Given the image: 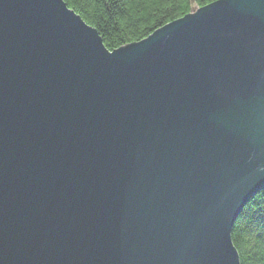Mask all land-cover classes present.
Instances as JSON below:
<instances>
[{"label": "water", "instance_id": "95a60500", "mask_svg": "<svg viewBox=\"0 0 264 264\" xmlns=\"http://www.w3.org/2000/svg\"><path fill=\"white\" fill-rule=\"evenodd\" d=\"M264 189V0L109 50L64 0H0V264H240Z\"/></svg>", "mask_w": 264, "mask_h": 264}, {"label": "trees", "instance_id": "16d2710c", "mask_svg": "<svg viewBox=\"0 0 264 264\" xmlns=\"http://www.w3.org/2000/svg\"><path fill=\"white\" fill-rule=\"evenodd\" d=\"M95 27L112 50L214 0H64ZM240 264H264V189L242 208L232 227Z\"/></svg>", "mask_w": 264, "mask_h": 264}]
</instances>
